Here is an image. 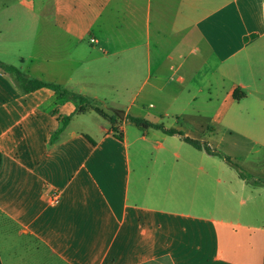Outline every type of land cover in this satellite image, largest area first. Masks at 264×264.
<instances>
[{
  "label": "crops",
  "instance_id": "1",
  "mask_svg": "<svg viewBox=\"0 0 264 264\" xmlns=\"http://www.w3.org/2000/svg\"><path fill=\"white\" fill-rule=\"evenodd\" d=\"M0 61L98 102L100 63L147 75L112 125L0 69V264H264V0H0Z\"/></svg>",
  "mask_w": 264,
  "mask_h": 264
},
{
  "label": "trees",
  "instance_id": "2",
  "mask_svg": "<svg viewBox=\"0 0 264 264\" xmlns=\"http://www.w3.org/2000/svg\"><path fill=\"white\" fill-rule=\"evenodd\" d=\"M0 69L3 70L5 73L11 75L18 88L23 92V93H31L37 90H40L42 88H52L56 94L57 97L61 100H73L75 103L78 105V109L76 114H83L87 113L89 111H95L98 114H100L102 117L105 119H108V121L112 125H116L117 123L120 122V119L117 115L112 114L108 115L104 110H102L100 107H98V101L91 99L81 93L72 91L68 88H63L59 85L56 84H51V83H46L37 79H32L28 77L26 74H24L20 68L16 66H11L4 64L3 62L0 61ZM246 97V93L241 90L237 89L234 93V99L235 101L239 102L243 100ZM72 116L65 118L64 122L68 123L71 121ZM126 120L131 123L132 125L136 126L138 129L141 131H147L149 129H155L163 132L166 135L169 136H179L185 143L190 145L196 150L199 151H204L208 155L218 157L219 159L225 161L230 167H233L238 171V174L241 179L247 181L248 183H251L253 185H261L263 184V181L261 180H255L250 174H247L241 167L240 165L234 161L230 156L223 154L217 150H213L206 142L200 141V140H195L190 137L185 136L182 132L175 130V129H167L165 128L164 125L162 124H157L154 122H151L147 119L143 118H137V117H132V116H127ZM63 128L56 133V135L53 137V141H56L58 138L59 134ZM114 131L116 133V138L120 141L123 140V133L114 127ZM0 163H1V158H0Z\"/></svg>",
  "mask_w": 264,
  "mask_h": 264
},
{
  "label": "rangeland",
  "instance_id": "3",
  "mask_svg": "<svg viewBox=\"0 0 264 264\" xmlns=\"http://www.w3.org/2000/svg\"><path fill=\"white\" fill-rule=\"evenodd\" d=\"M111 62V61H110ZM16 63V62H14ZM113 73L109 74L107 72V68H110L109 65V61L106 62H102L100 63L95 69L94 71L96 72L95 77L99 80V83L97 85V88L92 86V87H88L86 91V93H92L93 95H99L100 97L103 98L102 101L98 102V107H100L102 110H104L105 112H108L109 114L111 113L109 111V109L112 107H117L119 109H121L120 107H123V109H125V107H127L131 101L138 97L139 93H140V88L142 85V81L147 77L144 76V74H140V73H133V72H126L125 69L123 70V72H120L118 70V67L113 66ZM152 77V75H151ZM113 79L114 81V87H108L110 80ZM127 79V82H125V80ZM127 84V86L125 85ZM89 91V92H88ZM113 102L118 103L120 106L113 104ZM123 112V111H120ZM174 122V119H170V120H164L165 124L168 123H172ZM106 126L110 127V123L106 122ZM129 130L130 133L134 132L137 133L138 129L136 128V126H129ZM178 142H180V144H182L181 146L183 147V150H181L184 153V149H190L193 152H195L196 156H205V158H207L208 160H215L217 162H221L222 164H226L227 166H229L225 161L217 158V157H208V155L204 154V155H200V153H196L195 149H193L190 145H187L186 143L180 141V139H176ZM180 151V153H181ZM220 152V151H219ZM223 153V152H221ZM225 154V153H223ZM228 170H231L233 173H237L238 171L236 169H234L233 167H229ZM264 181V180H263ZM243 199H246V197H242ZM234 204H239V201L234 200L233 201ZM247 203H249L247 201ZM259 203H261V209L262 212L264 213V202L259 201ZM2 250L3 253L5 255L6 251H5V245L3 243L2 246ZM21 264H23L22 262H19Z\"/></svg>",
  "mask_w": 264,
  "mask_h": 264
},
{
  "label": "built area",
  "instance_id": "4",
  "mask_svg": "<svg viewBox=\"0 0 264 264\" xmlns=\"http://www.w3.org/2000/svg\"><path fill=\"white\" fill-rule=\"evenodd\" d=\"M91 42H96L95 39H91ZM60 201V193L58 192H53L49 198V202L51 204H57Z\"/></svg>",
  "mask_w": 264,
  "mask_h": 264
},
{
  "label": "water",
  "instance_id": "5",
  "mask_svg": "<svg viewBox=\"0 0 264 264\" xmlns=\"http://www.w3.org/2000/svg\"><path fill=\"white\" fill-rule=\"evenodd\" d=\"M115 113H116V115H117L120 119H124V118H125V115H124L123 112L116 111Z\"/></svg>",
  "mask_w": 264,
  "mask_h": 264
}]
</instances>
